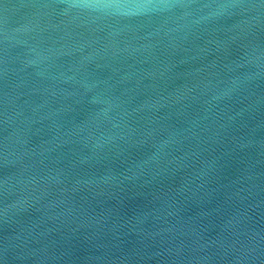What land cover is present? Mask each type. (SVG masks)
I'll return each instance as SVG.
<instances>
[{
    "label": "water",
    "instance_id": "obj_1",
    "mask_svg": "<svg viewBox=\"0 0 264 264\" xmlns=\"http://www.w3.org/2000/svg\"><path fill=\"white\" fill-rule=\"evenodd\" d=\"M0 264H264V0H0Z\"/></svg>",
    "mask_w": 264,
    "mask_h": 264
},
{
    "label": "clouds",
    "instance_id": "obj_2",
    "mask_svg": "<svg viewBox=\"0 0 264 264\" xmlns=\"http://www.w3.org/2000/svg\"><path fill=\"white\" fill-rule=\"evenodd\" d=\"M77 7H84V8H90L93 10H107V9H122L126 7H133L138 9H149L152 7H155L150 4H135V5H125V4H98V3H90V4H80L76 5Z\"/></svg>",
    "mask_w": 264,
    "mask_h": 264
}]
</instances>
